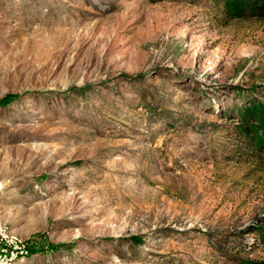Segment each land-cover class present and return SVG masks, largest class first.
Here are the masks:
<instances>
[{
	"label": "rangeland",
	"instance_id": "1",
	"mask_svg": "<svg viewBox=\"0 0 264 264\" xmlns=\"http://www.w3.org/2000/svg\"><path fill=\"white\" fill-rule=\"evenodd\" d=\"M220 1L0 0V224L28 247L17 264L264 259L249 117L264 17L227 21Z\"/></svg>",
	"mask_w": 264,
	"mask_h": 264
},
{
	"label": "trees",
	"instance_id": "2",
	"mask_svg": "<svg viewBox=\"0 0 264 264\" xmlns=\"http://www.w3.org/2000/svg\"><path fill=\"white\" fill-rule=\"evenodd\" d=\"M220 15L227 21L264 17V0H221ZM250 109L249 117L264 130V105L253 104ZM253 264H264V259Z\"/></svg>",
	"mask_w": 264,
	"mask_h": 264
},
{
	"label": "built area",
	"instance_id": "3",
	"mask_svg": "<svg viewBox=\"0 0 264 264\" xmlns=\"http://www.w3.org/2000/svg\"><path fill=\"white\" fill-rule=\"evenodd\" d=\"M29 254L23 239L0 224V264H17Z\"/></svg>",
	"mask_w": 264,
	"mask_h": 264
},
{
	"label": "bare ground",
	"instance_id": "4",
	"mask_svg": "<svg viewBox=\"0 0 264 264\" xmlns=\"http://www.w3.org/2000/svg\"><path fill=\"white\" fill-rule=\"evenodd\" d=\"M154 172V171H153ZM151 173V172H150ZM151 176V175H150ZM149 176V177H150ZM161 177V176H160ZM163 177H164V175H163ZM179 177H180V175H179ZM150 179V178H149ZM153 179V178H152ZM154 180H156V178L154 179ZM184 180V179H183ZM158 181H160V180H158ZM179 181H180V179L177 177V176H175L174 174H167V175H165V179L163 180L162 179V185H164L165 183L166 184H169V185H172V186H176L178 183H179ZM185 181V180H184ZM185 185V184H184ZM177 187V186H176ZM185 187H186V185H185ZM181 189V191L183 192V189H186V188H184L183 187V185H182V187L180 188ZM185 191V190H184ZM165 208V207H164ZM190 208V207H189ZM181 209H183V208H181ZM186 209V208H185ZM179 210V209H178ZM163 211V210H162ZM179 213V212H178ZM168 214V213H167ZM157 215V214H156ZM164 215V214H163ZM173 215V214H172ZM178 215V214H177ZM176 215V216H177ZM160 216V215H159ZM175 217V216H174ZM174 217H172V218H174ZM149 218V217H148ZM153 218V217H152ZM158 218V217H157ZM155 219V218H154ZM162 219H163V217H162ZM172 220V219H171ZM151 222V221H150ZM154 222H155V220H154Z\"/></svg>",
	"mask_w": 264,
	"mask_h": 264
}]
</instances>
